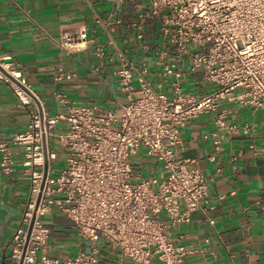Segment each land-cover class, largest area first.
I'll use <instances>...</instances> for the list:
<instances>
[{"label":"built area","instance_id":"built-area-1","mask_svg":"<svg viewBox=\"0 0 264 264\" xmlns=\"http://www.w3.org/2000/svg\"><path fill=\"white\" fill-rule=\"evenodd\" d=\"M129 1H136L140 21L157 18L156 63L165 79L173 78L172 96L155 90L147 66L136 67L110 39L93 47L100 60L107 56L106 46L118 58L114 74L124 97L119 110L74 104L55 92L65 112L50 115L20 64L11 55L0 57V81L10 85L17 105L29 113L23 131L0 139V171L11 175L20 169L30 179L5 264H103L97 258L99 241L135 264H181L196 251L169 236L171 226L188 223L208 196L206 177L180 154V133L192 119L211 113H216L218 128L235 130L225 111L218 112L223 101L264 106V0H147V10L140 0ZM90 45L83 26L75 34H63L58 43L68 54ZM185 58L189 72H199L214 85L211 92L200 97L182 93ZM71 78L61 70L55 76L57 81ZM220 137L213 141L216 150ZM141 149L160 164L159 175L134 170L131 156ZM57 161L60 165L54 166ZM53 209L89 243L88 251L47 254L50 230L43 219Z\"/></svg>","mask_w":264,"mask_h":264},{"label":"crops","instance_id":"crops-1","mask_svg":"<svg viewBox=\"0 0 264 264\" xmlns=\"http://www.w3.org/2000/svg\"><path fill=\"white\" fill-rule=\"evenodd\" d=\"M143 6L148 9V3ZM139 12L136 1L129 0H0V57L11 55L20 64L26 82L50 115L65 112L55 100V92L74 104L119 110L124 97L114 74L118 58L106 46L107 56L100 60L93 47L110 39L136 67L147 66L146 77L155 90L172 96L173 78L165 79L156 63L160 46L157 18L140 21ZM82 26L91 41L89 48L72 54L60 50L62 35L75 34ZM140 32L141 39L137 37ZM188 63L185 58L180 65L182 93L200 97L211 92L214 85L206 83L199 72H189ZM60 70L71 73L72 78L57 81ZM17 104L10 85L0 81V139L23 131L28 124V110ZM221 111L235 130L218 128L216 113H211L192 119L180 133V154L206 177L208 196L188 223L171 226L169 236L196 249L181 264H264V106L223 101ZM216 136H221L217 150ZM143 153L136 154L139 162L133 164L134 170L159 175L160 164ZM29 190V176L22 170L11 175L0 171V264L10 254L11 237L20 225ZM43 221L50 230L49 256L89 250V243L77 236L71 222L56 209ZM96 245L97 258L103 264H135L103 241Z\"/></svg>","mask_w":264,"mask_h":264},{"label":"rangeland","instance_id":"rangeland-1","mask_svg":"<svg viewBox=\"0 0 264 264\" xmlns=\"http://www.w3.org/2000/svg\"><path fill=\"white\" fill-rule=\"evenodd\" d=\"M140 1L143 3V5H145V6L147 5V0H140ZM56 134H57V131H56ZM139 152H142L143 153L144 152V149H141ZM143 154H145V152ZM145 156H146V154H145ZM61 158H63V155H60L59 156V160H61ZM131 162H132V164H136V163L139 162V159L137 158L136 155L131 156ZM59 165H60V163L58 161L54 164V166H59ZM143 175L144 176H149V173L144 172Z\"/></svg>","mask_w":264,"mask_h":264}]
</instances>
